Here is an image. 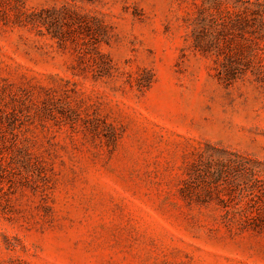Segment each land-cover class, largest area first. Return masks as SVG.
Wrapping results in <instances>:
<instances>
[{"label":"rangeland","instance_id":"obj_1","mask_svg":"<svg viewBox=\"0 0 264 264\" xmlns=\"http://www.w3.org/2000/svg\"><path fill=\"white\" fill-rule=\"evenodd\" d=\"M213 1L0 0V264H264V0Z\"/></svg>","mask_w":264,"mask_h":264},{"label":"trees","instance_id":"obj_2","mask_svg":"<svg viewBox=\"0 0 264 264\" xmlns=\"http://www.w3.org/2000/svg\"><path fill=\"white\" fill-rule=\"evenodd\" d=\"M235 2H238L237 0H234ZM211 4V8L214 9L215 11L218 12V10L220 11H224V7H225V4L223 1H217V0H214L213 2L210 3ZM209 9L205 7V5H202V8H200V14L204 15L205 12H207ZM225 13L227 16H230L232 15L231 14V10L229 8L225 9ZM238 160L237 162H235V165H236V170L242 172L243 174H245L246 172H248L249 174H251L252 176H255L256 175V172L254 169L252 168H249L248 166H246V164L243 162V160L237 156ZM228 167V166H227Z\"/></svg>","mask_w":264,"mask_h":264}]
</instances>
